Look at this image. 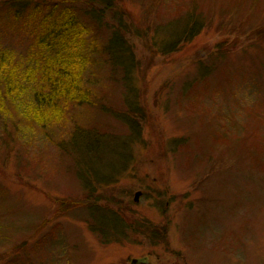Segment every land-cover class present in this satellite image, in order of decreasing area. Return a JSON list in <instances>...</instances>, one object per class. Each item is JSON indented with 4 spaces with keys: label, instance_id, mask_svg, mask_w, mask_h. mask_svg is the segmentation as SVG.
I'll return each mask as SVG.
<instances>
[{
    "label": "rangeland",
    "instance_id": "obj_1",
    "mask_svg": "<svg viewBox=\"0 0 264 264\" xmlns=\"http://www.w3.org/2000/svg\"><path fill=\"white\" fill-rule=\"evenodd\" d=\"M119 3L133 92L128 96L105 64L86 81L99 86L104 116L80 107L69 114L98 121L89 124L117 148L120 168L106 186L92 181L87 192L74 175L83 165L67 144L68 152L12 111L0 114V264H264V0ZM194 10L207 18L193 42L158 54L153 34L198 17ZM158 23L163 30L156 32ZM23 36L2 31L0 46L24 57L30 41ZM200 50L201 62L212 61L202 76ZM219 51H226L222 58L207 61ZM126 97L143 112L136 116L141 140L132 145L112 111H125ZM67 137L57 132V140ZM90 193L129 225L125 241L101 244L81 211L51 218L54 199Z\"/></svg>",
    "mask_w": 264,
    "mask_h": 264
},
{
    "label": "trees",
    "instance_id": "obj_2",
    "mask_svg": "<svg viewBox=\"0 0 264 264\" xmlns=\"http://www.w3.org/2000/svg\"><path fill=\"white\" fill-rule=\"evenodd\" d=\"M123 14L119 0H4L2 4L0 34L2 31L21 34L30 44L24 57L16 50L0 46V114L12 111L9 114L22 117L27 129H33L43 137H54L68 152L64 147L67 144L77 162L79 159L83 165L74 175L87 192L92 181L97 185L108 184L111 175H115L116 169L120 168L119 163L114 161L121 158V154L117 153L115 146L104 145L102 135L91 125L98 121L87 122L85 115L70 116L69 111L76 110L73 107H80L83 111L94 108L98 118L104 116L103 111L107 108L99 86L92 88V82L88 84L86 81L87 76H93L106 67L105 64L112 68L127 95L133 92L129 84L135 66L124 34L127 24L123 21ZM194 14L198 17L189 15L181 25L177 23L160 35L153 34L151 40L158 54H173L193 42L207 18L204 13L195 11ZM153 29L156 32L163 30L162 24L158 23ZM223 52L226 51L208 56L207 61L221 56ZM103 55L108 56L104 59ZM195 56L199 75L202 76L212 61L201 62L205 57L201 50ZM124 104L125 111H112L127 126V139L132 145L141 140L142 132L136 116L142 118L143 112L136 99L126 97ZM58 131L66 132L68 139L57 140ZM14 132L17 134L18 131ZM18 135L20 138L23 136L19 132ZM175 147L171 145L170 151H174ZM107 159L112 162H106ZM91 195L86 194L80 201L54 199L56 207L51 218L81 211L89 217L88 229L96 234L101 244L125 241L132 234L129 225L113 210L91 201ZM132 229L135 228L132 226Z\"/></svg>",
    "mask_w": 264,
    "mask_h": 264
},
{
    "label": "water",
    "instance_id": "obj_3",
    "mask_svg": "<svg viewBox=\"0 0 264 264\" xmlns=\"http://www.w3.org/2000/svg\"><path fill=\"white\" fill-rule=\"evenodd\" d=\"M139 197H140V193L139 192L135 193L133 201L137 202ZM131 264H146V263L132 260Z\"/></svg>",
    "mask_w": 264,
    "mask_h": 264
}]
</instances>
